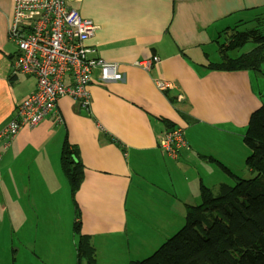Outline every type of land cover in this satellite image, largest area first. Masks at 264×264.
<instances>
[{
    "label": "crops",
    "instance_id": "crops-1",
    "mask_svg": "<svg viewBox=\"0 0 264 264\" xmlns=\"http://www.w3.org/2000/svg\"><path fill=\"white\" fill-rule=\"evenodd\" d=\"M69 5L97 24L87 43L105 61L117 63L122 78L103 82L95 68L88 104L66 95L55 113L23 126L8 147L0 138V264L7 263L6 256L15 264L19 246L27 250L26 231L48 228L44 221L68 222L72 210L74 223L102 245L111 244V235L123 242L128 210L140 199L152 202L145 203V213H183L192 197L181 196L185 179L179 171L202 181L207 175L220 178L208 173V164L219 165L205 155L234 172L232 152L247 146L243 135L250 116L264 101V63L261 70L212 67L225 52L241 55L225 49L237 32L264 35V0H70ZM13 7L14 0H0V129L36 88L33 75L12 73ZM154 56L159 60L148 69L135 64ZM157 81L168 86L160 89ZM175 127L183 131L185 146L170 159L160 141ZM66 143L84 170L75 191L62 166ZM9 228L22 233L8 246Z\"/></svg>",
    "mask_w": 264,
    "mask_h": 264
},
{
    "label": "trees",
    "instance_id": "trees-1",
    "mask_svg": "<svg viewBox=\"0 0 264 264\" xmlns=\"http://www.w3.org/2000/svg\"><path fill=\"white\" fill-rule=\"evenodd\" d=\"M253 39L256 45L238 57L226 52L223 61L213 64L223 70H261L264 63V35L254 29L240 31L230 39L226 51L243 46ZM249 148L246 164L255 176L239 177L223 162H215L230 177L234 185L221 184V193L214 194L202 184L200 204H188L186 223L164 242L152 255L129 264H264V101L250 116L243 135ZM63 170L73 191L84 178L83 165L65 144L62 154ZM78 236L77 264L83 257L94 260L91 240L81 230V223H74Z\"/></svg>",
    "mask_w": 264,
    "mask_h": 264
},
{
    "label": "built area",
    "instance_id": "built-area-1",
    "mask_svg": "<svg viewBox=\"0 0 264 264\" xmlns=\"http://www.w3.org/2000/svg\"><path fill=\"white\" fill-rule=\"evenodd\" d=\"M70 0H14L8 38L16 45L14 75H33L36 88L17 104L14 117L0 129L8 147L23 126H35L57 110L64 96L88 104L95 68L101 81L122 78L117 63L107 62L87 42L95 35L97 24L69 5ZM158 56L136 61L150 68ZM160 89L168 84L157 81ZM185 146L183 131L174 128L160 141L163 153L176 158Z\"/></svg>",
    "mask_w": 264,
    "mask_h": 264
},
{
    "label": "rangeland",
    "instance_id": "rangeland-1",
    "mask_svg": "<svg viewBox=\"0 0 264 264\" xmlns=\"http://www.w3.org/2000/svg\"><path fill=\"white\" fill-rule=\"evenodd\" d=\"M252 40L253 39L242 49L236 48L235 51L231 50L230 54L238 55L239 52L242 54L251 50V47L255 44ZM239 143H241V140H239ZM247 153H249V149L244 145L241 150L232 152L233 157L236 159L233 170L239 177H243L244 179L255 176V173L251 172L246 164ZM207 171L209 174L216 173L217 176L220 175V178L207 175L204 181H202L200 178L193 179L192 176L190 177L188 174L179 171L181 176L185 179V183L180 191L181 196H184L183 193H191L192 198H190L187 203L193 205L201 203L202 183L209 186L214 194H220L221 184L231 186L236 182L234 178L230 177L224 171L222 172L216 165L208 164ZM140 200L139 204L130 206L128 210V224L126 232L124 233L125 235L123 236V242H120L122 239H119L118 235L109 236L108 240L111 241V244L108 245H102L101 238L99 237L90 241L94 250V260L91 264H129L132 261L143 260L152 255L186 223L185 208H182L184 209L182 211L183 213L172 210L170 213H162L161 215L155 216L150 212H143L145 203L151 207L152 202L147 201V199ZM186 201L188 200L186 199ZM139 209L140 211H138ZM75 215L76 210H72V219H69L68 222H61V220L58 222L44 221L43 223L48 228H32L26 231L28 248L23 252V248L19 246L15 264H77L75 259L73 262L71 261V258L75 257L74 251L76 250V246H74V244L78 239L77 234L73 231ZM163 216L168 218V220L160 222V224L159 222L157 223L156 217ZM21 233L20 231H12L10 228L6 229L5 240H7L8 246L11 244L10 238H12V242L14 243ZM118 243L121 244L118 245ZM39 250L48 251L49 255L39 252ZM2 260L7 262L4 264H14L10 257L7 258L6 256V258L4 257ZM1 262L3 263V261ZM88 262L89 259L83 257L81 264H88Z\"/></svg>",
    "mask_w": 264,
    "mask_h": 264
}]
</instances>
